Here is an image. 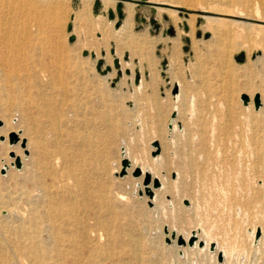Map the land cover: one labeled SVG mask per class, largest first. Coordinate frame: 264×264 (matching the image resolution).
<instances>
[{"label": "rangeland", "instance_id": "rangeland-1", "mask_svg": "<svg viewBox=\"0 0 264 264\" xmlns=\"http://www.w3.org/2000/svg\"><path fill=\"white\" fill-rule=\"evenodd\" d=\"M114 1V5L105 7L101 0H91L89 9H84L83 0H0V40H3L0 41V60H10L13 50L22 39V27L20 31L13 29L22 24L26 26L33 15L44 11V7L49 8L50 14L54 13L50 27L46 24L50 29L48 43L45 44L55 51L54 58H45L42 64L31 69L35 68L42 75L43 83L49 88L48 92L53 97L52 107L56 110L65 144L69 140L67 133H71V137L73 133L72 138H77L78 132L86 128V125L77 122L83 115L86 116L83 108L88 107L87 103L93 100L87 97L80 86L78 78L81 72L75 75V65L88 71L94 77V84L97 83L106 91V165L109 169L111 164L118 162L120 170L111 174L116 180L120 178L119 175H126L124 169L132 161V153L141 154L147 162L138 161L131 178L140 177L141 174L135 175V172L143 165L166 164L164 159L157 162L150 160L151 152L156 150H150L154 141L158 143L159 153L164 145L168 147L170 157L181 144L197 145L205 138L210 125L214 124L210 112L217 111V132L222 140H232L228 141L227 146H233L235 158L229 157L228 162L234 166L224 172L213 173L204 168L192 171L186 178L183 191L177 190L175 184L172 186V193L165 197L169 204L166 210L158 214L150 209L153 204L148 193H145L148 201L143 202V194L136 192L132 202L137 207L148 209L144 234L147 232L146 242L156 246L158 256L152 259H159V264H219L217 258L213 260L208 253L195 250L184 258L182 253L179 254L182 257L173 256L174 247L168 230L184 235L188 232L199 234L202 229L208 232V238L214 244L218 243L229 252L232 250L236 258H229L230 263L240 264L248 253L250 260L247 264H252V250L257 245L251 243L250 229L255 225L264 228V109L255 111L252 103V110H244L241 96L252 94L253 101L258 94L260 99L262 96L261 106L264 104V0H166L167 4H162L164 0ZM127 2L134 4V10L128 34L124 35L117 31H120L126 16ZM219 5L226 7L224 9L229 12L224 13ZM18 24L20 26H15ZM214 28L218 31H214ZM136 35L139 36L136 38ZM173 37H177L175 42ZM212 38L213 42H210ZM176 42L180 43L179 46ZM22 66L9 61L0 63V70L4 67L8 69L5 70L6 77L0 74V193L5 198H11V201L4 202L12 203L16 199L19 201L18 208L27 210L26 192L28 190L30 196L35 194L32 183L25 176L30 161H24L25 170H22L23 163L20 168H16L14 161L8 166L5 161L12 158L10 152H15L5 150L15 145L9 144V134L16 133L19 136L26 127L31 126L35 118L31 104L22 97V93L29 85L40 83V79L27 74L26 68ZM9 85H16L22 92H18L16 87L15 90L9 89ZM180 88L185 90L182 92ZM224 103L228 104L230 111L223 113L226 108ZM239 113L242 114L236 118L235 115ZM247 117L251 121H247ZM173 121L176 122L174 130ZM163 135L165 138H162ZM152 139L153 142H150ZM126 147L130 149L131 156L125 159L127 162L124 164V159L120 160L119 155L125 152ZM254 147L255 152L252 150ZM19 148L22 150L20 145ZM257 150L263 153L262 159ZM29 154L23 152L25 156ZM175 177L174 171L168 174L171 182L176 181ZM145 178L146 175L141 181L144 186L150 182L145 184ZM171 196L174 197V204L170 202ZM189 201L192 203L189 204ZM6 215V209L0 210V219ZM259 236L260 230L256 232L255 239ZM161 248H164L163 251ZM257 258V264H261L264 254L258 252Z\"/></svg>", "mask_w": 264, "mask_h": 264}, {"label": "bare ground", "instance_id": "bare-ground-1", "mask_svg": "<svg viewBox=\"0 0 264 264\" xmlns=\"http://www.w3.org/2000/svg\"><path fill=\"white\" fill-rule=\"evenodd\" d=\"M83 1V8L89 9L91 0ZM101 2L104 3L103 5L105 7L115 4L114 0H101ZM260 2H262V0ZM162 4H167V1L164 0V3ZM247 5L250 6L248 2ZM221 6L219 5V7ZM25 8L27 7L25 6ZM224 8L226 7L222 6L221 8L223 9L224 13L229 12ZM125 9L126 16L124 17L120 31L117 32H121L122 34L127 35L132 22L134 4L127 2L125 5ZM43 10L44 11L37 13V15H33L34 17L32 18V20H29V23L26 26L24 25L25 27L22 26L23 24L21 26L19 24L15 25L20 27H17L13 30L20 31L22 27V36L20 37L22 39L19 44L17 43L18 45L16 46V49L13 50V53L10 56V60H0V63L2 64H5L9 61L11 63L14 62L23 65L26 68L27 74H31L32 77L34 76L37 79H40V83L31 86L29 85L22 93V97L31 104V109L32 111H34L35 118L31 126L26 127L23 133L19 134L18 142L15 145L5 149L7 152H9L10 150H15L14 157H12L11 159H5L7 166L9 163H13L15 157H19L21 164L23 163L22 170H25L26 166L24 165V161H30V168L29 170H27L25 176L32 183L35 194L34 196H30L27 190L26 194L28 196L26 201L28 209L25 210L24 208H18L17 205L19 201L16 199L13 200L12 203L4 202V200L11 201L9 200L11 198H5L4 195L0 193V210H7L6 217L4 219H0V264H145L146 262H148V264H159V259H152L153 256H158L155 248L156 246L154 247L150 243L146 242L147 238L145 237V234L147 232L144 234V231L147 228L144 222L146 221L148 209L137 207L135 203L132 202V198L133 196H135L134 194H136V192L142 193L143 196L141 198L143 202H146L148 200L145 196V193L151 192L153 194V197L149 198V200L153 204V207L151 206L152 208L150 209L156 214H158L161 210H166L169 202L167 201L168 199L165 200V197L168 194L172 193V186L175 184L174 186L177 188V190L183 191L186 186V178L192 173V171L199 170V168H204L207 171H211L213 173L216 171L224 172L227 171L230 166H234L233 163L228 162L229 157L235 158V152L232 151L233 146L231 148H228L229 145L227 146L228 141L232 142V140H222L220 138V134H218L217 132V124H215V121L219 118L218 112H210L214 124L210 125L205 138H203L197 145L196 143L191 146L181 144V147H176V149L178 150L176 151L175 149V153L172 157H170L171 151H169L168 147L163 144L164 146L161 152L154 157L151 156L150 160L157 162L164 159L166 160V164H164L163 166L155 164L151 165V163H149L148 166L143 165L139 170L141 174L139 178H131L130 175L135 170V168L138 167V161H144V158L141 156V154L134 155V153H132V161L130 162L129 166L124 169L126 175H119L120 178H118L117 180L114 179L111 174L118 172L120 170V166L118 162H115V164H111L109 169L106 165V91L103 90L100 85L98 86L97 83L94 84V77L91 76L88 71L82 70L81 68L76 67L77 65H75V68H73L75 71V75L78 76L81 72L78 78L81 81L80 86L83 88V91L87 95V97L93 98V100L92 102L90 101L87 103L88 107L84 106L83 109L85 110L86 116L83 115V117L77 122L78 124L86 125V128L78 132L77 138L76 136L72 138L73 133L72 137L71 133H67L69 140H67L68 142L65 141L67 142V144H65L61 132L62 130L59 129V119L56 114V110L52 107L53 97L48 92L49 88L43 83V80L41 78L42 75L35 68L31 69L32 66L42 64L45 58L52 59L55 55V51H52L45 46V44L48 43V35L50 29L49 25L52 22V16L54 13L50 14L49 8L46 7H44ZM169 12L171 13L172 11ZM171 14L173 15V12ZM232 14L233 16H236L234 15V13ZM3 15L6 14L3 12ZM246 15L248 14L246 13ZM3 20L5 22V19ZM46 24L49 27L46 26ZM59 27L61 26L59 25ZM214 31L218 30H215L214 28ZM18 34L20 35L19 32ZM138 36L139 35H136V38ZM175 38L177 39V37ZM175 38L173 37L174 42ZM123 39L125 40L126 38ZM211 40L212 41L210 42H213V38ZM171 42L174 43L172 40ZM176 44H178V42H176ZM5 70L8 71L6 67L0 70V74H2L3 77H6ZM8 87L11 90H15L14 87H16V85H9ZM16 89L18 90V92H22V90L18 87H16ZM184 90L185 88L183 89V91ZM181 97L182 96H180V98ZM248 98L249 102L247 103V105L243 106L244 110H252V94H248ZM234 106L236 105L234 104ZM234 106L233 108H235ZM224 107L226 108L223 113L230 111V108H228V104L224 103ZM263 109L264 104H262V106L255 111L261 112ZM193 111L194 110H192V113ZM250 113H252V111ZM240 114L242 113L235 115V117L237 118ZM246 120H249L248 117ZM175 123L176 122L173 121V130L176 129ZM249 127L251 126L249 125ZM254 127L255 125L253 126V128ZM262 129L264 130V128ZM9 132L11 133L12 130ZM256 135L257 134L255 133V136ZM162 138H165L164 135ZM23 140L25 141V148L21 147V143ZM6 141L7 139L5 138L4 143H6ZM164 141L165 139H163V142ZM249 141H247V143H249ZM150 142H153V139ZM121 143L123 142L121 141ZM19 145L22 150H20ZM151 147L152 149L150 150H153V148H155L153 145H151ZM253 149L256 150L255 147L252 148V150ZM255 150L253 151L255 152ZM24 151H27L30 154L28 156H25L23 155ZM147 151H149V149H147ZM257 151V153H259V150ZM260 152H262V150H260ZM128 156H131V153L130 149L126 147L125 152L119 155V159H127ZM242 156H245V154H243ZM144 162L147 161L145 160ZM246 168L248 167L246 166ZM171 171H174L176 173V181L171 182L172 179L171 181L168 179V174ZM145 175H149L150 182L148 185L144 186L143 183L141 184V181ZM155 179H157L160 183V185L156 188L153 187V182ZM263 187L264 180L262 188ZM21 189H23V187ZM24 189L26 190V188ZM7 191L5 192L7 193ZM0 192L2 191L0 190ZM23 194H25V192ZM170 202L174 204L175 200L173 196H171ZM190 203L192 202L189 201V204ZM259 230L260 236L255 239V234L256 232L258 233ZM250 231L251 232L249 233V237L251 239V243L252 245L254 243L257 245V247L253 248L252 250V264H257V253L261 252V254H264V228L258 226L256 227L255 225V227L250 229ZM168 233L173 234V237H171V245L174 247V257H178V255L182 253L184 258L191 255L190 253L195 250L199 253H208L209 257L213 260L216 259L218 255H222V261L219 262V264H236V262H229V258H236V255H233L234 253L232 254V250L229 252L227 251V249L221 247L218 243H215L214 250H210L209 246L210 243H213V241L208 238V232L204 229H202L199 234L197 232L196 234L195 232L194 234L188 232L184 235H181L180 233L173 232L172 230H168ZM192 236H195L197 239L192 246H189L187 244V240ZM179 238L184 240V244H177ZM200 240L204 242V245L202 247L198 245V242ZM162 249L164 248H161V250ZM160 253L161 252H159V254ZM161 258L162 257L160 256V259ZM241 258L243 259V255ZM248 260L250 259L247 253L245 259L241 261L240 264H247ZM261 264H264V259H261Z\"/></svg>", "mask_w": 264, "mask_h": 264}, {"label": "water", "instance_id": "water-1", "mask_svg": "<svg viewBox=\"0 0 264 264\" xmlns=\"http://www.w3.org/2000/svg\"><path fill=\"white\" fill-rule=\"evenodd\" d=\"M241 99H242V101H243V105H247V103L249 102V98H248V96H246V95H242L241 96ZM253 105H254V109L255 110H258L259 108H260V106H261V99H260V95H258V94H256L255 96H254V98H253ZM18 142V136L16 135V133H11V134H9V144H16ZM153 146L156 148V150L155 151H152L151 152V156L152 157H154V156H156L157 154H159V146H158V143L156 142V141H154L153 142ZM21 147L22 148H25V141L23 140L22 141V143H21ZM24 154H27V151H24ZM11 157H14L15 156V154L13 153V152H10V154H9ZM126 162H127V160H125L124 159V164H126ZM14 166L16 167V168H20L21 167V161H20V158L19 157H15V160H14ZM138 173H140V171L139 170H136V172H135V175H138ZM145 182V184H147L149 181H150V177H149V175H146V178H145V180H144ZM153 187H158L159 185H160V183H159V181L157 180V179H155L154 180V182H153ZM148 195H149V198H151L152 197V193L151 192H148ZM185 204H188V201H185L184 202ZM165 231H167V230H165ZM171 237H173V234H171ZM196 237L195 236H192V237H190L188 240H187V244L189 245V246H192L193 244H194V242L196 241ZM177 244L178 245H181V244H184V240L183 239H181V238H179L178 239V241H177ZM198 245L200 246V247H202L203 245H204V242L203 241H199L198 242ZM209 248H210V250H214V248H215V244L214 243H210V246H209ZM217 261L218 262H221L222 261V255H218L217 256Z\"/></svg>", "mask_w": 264, "mask_h": 264}]
</instances>
